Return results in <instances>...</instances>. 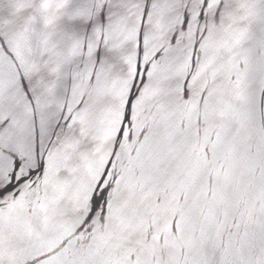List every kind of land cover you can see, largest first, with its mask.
I'll return each instance as SVG.
<instances>
[{"label":"water","instance_id":"1","mask_svg":"<svg viewBox=\"0 0 264 264\" xmlns=\"http://www.w3.org/2000/svg\"><path fill=\"white\" fill-rule=\"evenodd\" d=\"M0 264H264V0H0Z\"/></svg>","mask_w":264,"mask_h":264}]
</instances>
